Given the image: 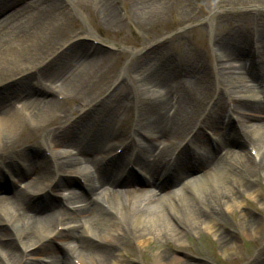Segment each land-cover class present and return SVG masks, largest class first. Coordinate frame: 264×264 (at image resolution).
I'll return each instance as SVG.
<instances>
[{
	"label": "bare ground",
	"instance_id": "bare-ground-1",
	"mask_svg": "<svg viewBox=\"0 0 264 264\" xmlns=\"http://www.w3.org/2000/svg\"><path fill=\"white\" fill-rule=\"evenodd\" d=\"M125 2V15L146 26L168 5ZM207 4L205 19L181 23L209 32V49L204 32L195 35L196 52L211 53V81L208 66L184 61L173 84L162 60L168 38L131 51L135 60L107 81L117 54L103 49L97 29L122 28L116 0H0V187L28 179L12 198L0 196V264H186L161 248L141 255L145 262L134 254L152 242L182 248L201 232L229 257L238 247L216 227H230L235 214L237 236L258 242L264 218L251 206L264 215V14L256 10L264 0ZM220 10H240L250 32L224 29ZM204 131L217 137L213 146ZM136 172L148 189H130ZM73 177L82 195L66 190ZM167 182L174 188L161 191ZM50 194L65 208L45 214L54 204L38 200ZM51 239L74 262L62 250L36 258ZM242 258L264 264V250Z\"/></svg>",
	"mask_w": 264,
	"mask_h": 264
},
{
	"label": "rangeland",
	"instance_id": "rangeland-1",
	"mask_svg": "<svg viewBox=\"0 0 264 264\" xmlns=\"http://www.w3.org/2000/svg\"><path fill=\"white\" fill-rule=\"evenodd\" d=\"M119 3V14L121 19H124V24L122 28L117 31L115 34H105L103 30L97 29L98 33L104 40L103 49H112L117 55L113 58L111 65L116 67L114 72H106L105 76L110 80L113 75H117L121 68H123L130 61L135 60V56H133L130 52L133 50H141L145 47L146 42L151 38H168L167 41H164L163 45L165 46V52L162 55V60H164V66L166 64L168 70V76L170 77L168 81L175 84L180 81L181 73L183 72L184 61H191L194 64L203 66V64L208 66L209 77L207 78L209 83L211 81L212 75V57L211 53H205L204 55H199L196 52L197 46H202L201 40L195 35L196 31L202 30L204 32V47L209 49V32L205 29V26L200 22L197 23H188L182 25L181 21L186 18V16L195 14L199 16L201 19H205L207 15H209L207 0H161L165 4L168 5L165 7V10L160 11V15L157 17V20H153L149 26L142 24L141 20L137 17L134 18L131 15L127 16L125 13L127 12L128 7H130L131 2L123 3V0H116ZM213 3V2H212ZM191 10V11H190ZM193 10V11H192ZM259 14H264L263 9H256ZM193 12V13H192ZM185 13V14H184ZM242 12L240 10H220L218 11L219 16H223V20L221 21V25L224 29H234L235 31H239V35L243 36L244 33H249V22L245 20L241 21L240 18H236L237 15H241ZM127 16V17H126ZM77 24L82 25L84 28H87V24L80 18H76ZM252 22V20H251ZM91 42V41H87ZM110 46H113L111 48ZM133 56V58H132ZM204 66V67H205ZM105 72V71H104ZM108 73V74H107ZM106 80L102 81L104 85ZM131 101V100H130ZM132 102V101H131ZM132 103L130 104V113L132 114ZM239 128V127H238ZM205 141H207L210 146L215 144V139L217 137L211 135L209 132L204 131V135L202 136ZM191 146V145H190ZM230 146H228L229 148ZM195 149V147H192ZM237 150L238 148H233ZM196 150V149H195ZM196 174V173H192ZM135 177L138 178V182H135L130 189H148L149 186L146 185L143 178H145L141 173L136 172ZM28 179L21 180L18 184H14L9 179H4L0 187V196H4L7 198H12L14 193L17 190H23L25 184ZM71 182L67 186L66 190L75 191L79 194H83L84 190L82 187V183L79 178L73 177L70 180ZM173 184L168 183L165 185L164 190L168 191L173 189ZM154 190V189H151ZM156 192L159 190H155ZM57 197L53 195H49L46 198H40L38 203L41 206H49L50 204H54V206L45 211L44 213H50L51 211L58 210L60 208H65L63 204L58 205L56 202ZM252 211L256 210V214L259 219L264 218V215L255 207V205L251 206ZM255 209V210H254ZM237 214L232 217L227 218L228 223L232 226H222L217 225L216 229L224 232L228 238L234 240L236 246L238 247V253L233 256L225 257L221 255V251L219 248V244L216 239L208 234L201 232L200 234H192L191 236H187L184 239L183 247L177 248L172 243L168 242L167 244L159 245L155 242H152L149 246L145 247L143 253L139 251L135 252L134 259L138 262H145V259L142 258L141 255L150 257L157 250L164 249L170 252L174 257L183 261L186 264H247V261L242 258V253L244 251H249L251 255H254L257 252H261L264 250V224H260L259 229V240L256 244H252L250 242H246L243 238L237 236L236 230L237 226ZM235 227V229L233 228ZM64 253L66 258L69 261L74 262L72 259V255L67 253L64 248L61 246V242L56 239H51L41 248L39 252H37L36 258H41L46 261H49V257L47 253L49 252H57Z\"/></svg>",
	"mask_w": 264,
	"mask_h": 264
}]
</instances>
